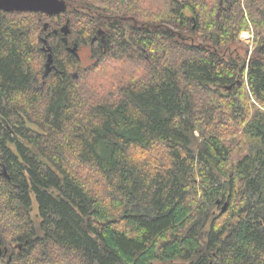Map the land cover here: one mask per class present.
Here are the masks:
<instances>
[{
    "label": "trees",
    "instance_id": "1",
    "mask_svg": "<svg viewBox=\"0 0 264 264\" xmlns=\"http://www.w3.org/2000/svg\"><path fill=\"white\" fill-rule=\"evenodd\" d=\"M65 1L0 9V263L264 264V0Z\"/></svg>",
    "mask_w": 264,
    "mask_h": 264
},
{
    "label": "water",
    "instance_id": "2",
    "mask_svg": "<svg viewBox=\"0 0 264 264\" xmlns=\"http://www.w3.org/2000/svg\"><path fill=\"white\" fill-rule=\"evenodd\" d=\"M0 9L12 12V11H33V12H42L47 15H58L67 10V3L65 0H0ZM48 26L47 23H44V29ZM56 32V30H55ZM60 33L66 39V36L69 33L68 21L60 27ZM43 42L42 50L46 53V61L44 64V76L48 75L49 72L54 67L53 65V52L50 44L48 43L46 37L41 40ZM71 52L75 53V48L71 49ZM76 54V53H75ZM76 76V74H74ZM7 253V248L2 249L1 240H0V255L2 253ZM11 256L9 255V260Z\"/></svg>",
    "mask_w": 264,
    "mask_h": 264
},
{
    "label": "rangeland",
    "instance_id": "3",
    "mask_svg": "<svg viewBox=\"0 0 264 264\" xmlns=\"http://www.w3.org/2000/svg\"><path fill=\"white\" fill-rule=\"evenodd\" d=\"M148 1H150V0H148ZM159 3H160L159 7L161 6V8H162L161 2H159ZM159 7H158V9H159ZM66 18H68V17L67 16H63V21L58 26V28L61 27L63 24H65ZM45 23H47V22H45ZM76 27H78V26H76ZM76 29L77 28H75V32L69 33V36L67 37L68 40H69V45L70 46H71V41L76 38L75 35L80 37V33L78 34V30L79 29L78 30H76ZM69 31H70V29H69ZM246 31H252V33H253V29H252V26L250 25V23H249V28L246 29V30L241 31L240 34H239V41L245 47L248 48V55H249L251 53L253 47H254V44H253V42L251 40H249L248 38L244 37ZM253 38H254V36H253ZM49 40L50 39L48 38V43L50 42ZM41 45L43 46V43H41ZM78 45H79L78 54H79V57H80V59L78 60V65L80 67H82V68L92 65L93 61L95 60V55L93 57H89V54H90L89 44H78ZM113 63L117 64L116 62H113ZM135 67H136V64H133V63H130V62H121V63H119V67H116L115 71H114V74L116 75L115 78L124 79L126 76L130 75L133 72ZM75 73H77V72H74V74ZM103 74H106L104 76L110 75V73H108L107 70L104 73H102V75ZM102 75H98V74H97V76L96 75H92V76H90L91 77L90 80L92 81V83H95L96 80L100 81L104 77V76L102 77ZM251 101L256 103L254 99H251ZM34 208H35V206H34ZM12 247H15V246L12 245ZM9 252H10V250H9ZM0 264H2V262Z\"/></svg>",
    "mask_w": 264,
    "mask_h": 264
},
{
    "label": "flooded vegetation",
    "instance_id": "4",
    "mask_svg": "<svg viewBox=\"0 0 264 264\" xmlns=\"http://www.w3.org/2000/svg\"><path fill=\"white\" fill-rule=\"evenodd\" d=\"M45 14V13H44ZM47 15V14H46ZM59 15V14H58ZM53 16V15H52ZM55 16H57V15H55ZM66 20L68 21L69 19L68 18H66ZM55 30L56 29H54L53 30V32H54V34L55 35H59L58 33L60 32V27H59V31H57L56 30V32H55ZM101 31H99L98 30V34H101L100 33ZM47 34V40H48V33H46ZM68 36H66V39H64V36L61 34V36H60V39H61V41L63 42V47L69 52V53H72V54H74L76 57H77V59L79 60L80 59V57H79V54H78V49H79V45H78V43H77V41L74 39V40H72L71 41V46L69 45V40H68V38H67ZM50 41V40H49ZM100 41H101V39H98L97 38V36H94L93 37V39H92V41H91V43L89 44V50H90V54H89V57H93V52H92V48H91V46L93 45V44H98L99 46L101 45L100 44ZM43 43V42H42ZM51 42H49V44H50ZM75 48V53L74 52H71V49L72 48ZM102 48V47H101ZM101 48H99V49H101Z\"/></svg>",
    "mask_w": 264,
    "mask_h": 264
},
{
    "label": "built area",
    "instance_id": "5",
    "mask_svg": "<svg viewBox=\"0 0 264 264\" xmlns=\"http://www.w3.org/2000/svg\"><path fill=\"white\" fill-rule=\"evenodd\" d=\"M244 37L248 38L249 40H251L253 42V33H252V31H246Z\"/></svg>",
    "mask_w": 264,
    "mask_h": 264
}]
</instances>
